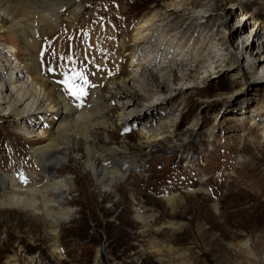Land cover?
<instances>
[{
  "label": "rangeland",
  "instance_id": "1",
  "mask_svg": "<svg viewBox=\"0 0 264 264\" xmlns=\"http://www.w3.org/2000/svg\"><path fill=\"white\" fill-rule=\"evenodd\" d=\"M205 1L75 0L80 17L67 21L63 10L56 29H43L35 53L39 69L75 103L88 102L92 86L110 92L114 81L131 76L132 54L143 45H134L133 32L153 13L160 24L150 25V33L164 32V43L173 41L187 54L189 44L199 45L214 61L203 69L189 62L188 70L183 62L180 76L170 68L162 84L148 80L142 68L134 77L139 82L146 75V88L136 96L141 117L120 130L110 125L109 139L98 130L94 140L125 156L143 154L142 172H131L105 194L88 168L68 162L63 173L74 184L64 195L73 211L68 220L54 235L48 218L1 207L0 264H264V78L255 79L250 53L236 60L238 36H230L244 22V36L264 26V0ZM193 14L205 18L194 23ZM19 39L13 31L0 33L2 44L17 48L11 59L23 61ZM77 79L87 82L79 97L72 94L81 91ZM110 94L106 115L116 122L122 109ZM7 111H0V171L15 170L21 179L24 171L39 173L29 154L33 141L17 132L19 117ZM39 116L46 129L57 123L55 113L48 120ZM151 131L161 133L154 144L146 138ZM76 151L84 155L83 144Z\"/></svg>",
  "mask_w": 264,
  "mask_h": 264
},
{
  "label": "bare ground",
  "instance_id": "2",
  "mask_svg": "<svg viewBox=\"0 0 264 264\" xmlns=\"http://www.w3.org/2000/svg\"><path fill=\"white\" fill-rule=\"evenodd\" d=\"M76 2L75 0H0V33L8 30L15 32L22 40V48L26 54L23 61L16 59L18 56L11 59L17 48L0 42V111L8 110V113L19 117L17 132L21 133L27 141H33L29 154L32 162L39 166L40 170L39 173L31 170L24 171L28 177L25 176L22 179L17 178L15 170L9 171L8 174L0 171V192H8L7 195L0 198V208H21L42 215L48 218L53 225L54 235H56V228L59 224L68 220L73 212L64 197L71 188H74L73 177L69 173H63L65 164L72 162L75 165L88 168V173L93 177L95 185L99 186L105 194L111 193L112 190L117 191L119 183L131 172H142L143 164L140 160H143L141 157L143 154L125 156L124 152L117 148L97 145L94 141L99 138L95 135L98 130L103 129L107 135L110 125L116 130H120L123 124L129 121L133 123L141 117L140 109L142 107L137 105L136 98L139 97L140 91L146 88L144 80L146 75L144 78H139V82L134 80V77H138L140 74L141 69L145 68L146 72L150 74L148 80H157L162 84V82L164 83L163 79L170 73V68L175 71V73H170L171 75L180 76L176 69L180 70L183 62L187 63L188 70L192 65H188L189 62H193L195 67L203 69L211 67L214 61L209 53H200L199 45L194 48L189 44L187 47L190 49L187 54L181 45L178 44V46L173 41L164 43V40L162 41L164 32L150 33L148 29L150 25H155L152 27L155 28L160 24L156 22L157 13H153L147 18L141 19L133 32L134 45L141 43L143 45L140 48H135L132 54V69L129 74L131 76L114 81V85L111 87L113 90L110 92L108 89L106 92L104 88L92 86V88H88V102H72L59 90L60 87L53 80L51 81L41 73L35 53L41 36L45 33L43 29H56L63 10L68 11V15L64 17L67 21L72 22L80 17V5ZM209 2L212 0L205 1V3ZM189 5L191 6V2ZM193 9L201 10L203 8L193 7ZM194 16H196L194 23L205 18L200 15ZM191 17L189 16L187 19ZM164 23V21L161 22V25L168 27V24L165 26ZM261 26L264 27L261 23L258 24L250 36H244L246 22L237 27L233 26L230 31L231 37L238 36L234 45L236 60H239L240 57L237 55L242 52L253 55L252 64L254 66L252 67L257 68L255 79L264 78V32ZM175 39L173 38V40ZM211 39L212 35L206 36V41H211ZM181 74L183 73L181 72ZM180 83L182 84L181 88L185 85L188 86L186 82ZM127 84L129 91L125 87ZM147 90L149 91V89ZM147 90L145 91L147 92ZM121 91H123L122 94H120ZM110 93L117 95V104L122 109L121 116L116 122H112L106 115V106L111 104L107 102V99L111 97ZM140 97L143 101L139 102L142 105H148L150 100L148 101L141 95ZM79 100L82 102L81 99ZM104 100H106L105 105ZM7 102L8 105L5 107L4 104ZM51 113H55L57 123L52 128L46 129L44 128L45 123L38 121L37 116L40 115L41 120H48V115ZM38 122L42 124L43 129L37 131L34 126ZM150 133L152 135L146 137L147 141L149 144H154L159 139H154V137L161 133L152 131ZM107 138L109 139L108 135ZM82 144L84 155L76 151ZM115 156L117 158H114ZM139 217L143 218L140 214Z\"/></svg>",
  "mask_w": 264,
  "mask_h": 264
},
{
  "label": "snow or ice",
  "instance_id": "3",
  "mask_svg": "<svg viewBox=\"0 0 264 264\" xmlns=\"http://www.w3.org/2000/svg\"><path fill=\"white\" fill-rule=\"evenodd\" d=\"M50 70H51V71H55V69H50ZM65 76L67 77V73H65ZM75 83L80 84V89H81V91H79V92H73L72 94L75 95V96H77V97H79V96H81V95L84 94L83 89L87 86V82H86V81L81 82L79 79H77V80L75 81Z\"/></svg>",
  "mask_w": 264,
  "mask_h": 264
}]
</instances>
